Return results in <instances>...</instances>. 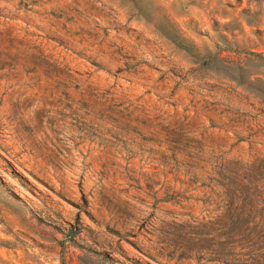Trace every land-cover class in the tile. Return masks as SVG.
Instances as JSON below:
<instances>
[{
	"label": "rangeland",
	"instance_id": "1",
	"mask_svg": "<svg viewBox=\"0 0 264 264\" xmlns=\"http://www.w3.org/2000/svg\"><path fill=\"white\" fill-rule=\"evenodd\" d=\"M0 264H264V0H0Z\"/></svg>",
	"mask_w": 264,
	"mask_h": 264
}]
</instances>
